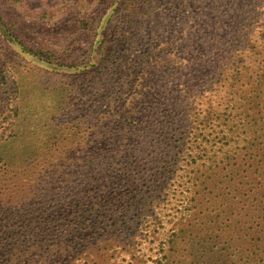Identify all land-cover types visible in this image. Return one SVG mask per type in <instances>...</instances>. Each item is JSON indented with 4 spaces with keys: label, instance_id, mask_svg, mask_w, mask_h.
Here are the masks:
<instances>
[{
    "label": "rangeland",
    "instance_id": "1",
    "mask_svg": "<svg viewBox=\"0 0 264 264\" xmlns=\"http://www.w3.org/2000/svg\"><path fill=\"white\" fill-rule=\"evenodd\" d=\"M0 264H264V0H0Z\"/></svg>",
    "mask_w": 264,
    "mask_h": 264
}]
</instances>
